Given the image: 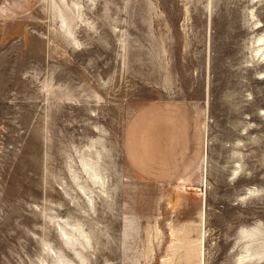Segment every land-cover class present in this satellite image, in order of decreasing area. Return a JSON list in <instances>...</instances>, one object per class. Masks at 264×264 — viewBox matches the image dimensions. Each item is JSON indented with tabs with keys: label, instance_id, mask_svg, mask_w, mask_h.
<instances>
[{
	"label": "rangeland",
	"instance_id": "obj_1",
	"mask_svg": "<svg viewBox=\"0 0 264 264\" xmlns=\"http://www.w3.org/2000/svg\"><path fill=\"white\" fill-rule=\"evenodd\" d=\"M163 101L205 130L172 185L124 152ZM61 260L264 264V0H0V264Z\"/></svg>",
	"mask_w": 264,
	"mask_h": 264
},
{
	"label": "crops",
	"instance_id": "obj_2",
	"mask_svg": "<svg viewBox=\"0 0 264 264\" xmlns=\"http://www.w3.org/2000/svg\"><path fill=\"white\" fill-rule=\"evenodd\" d=\"M124 152L141 179L172 185L188 178L200 165L205 153V130L188 106L172 101L152 103L129 121Z\"/></svg>",
	"mask_w": 264,
	"mask_h": 264
},
{
	"label": "bare ground",
	"instance_id": "obj_3",
	"mask_svg": "<svg viewBox=\"0 0 264 264\" xmlns=\"http://www.w3.org/2000/svg\"><path fill=\"white\" fill-rule=\"evenodd\" d=\"M258 42H261V39H259ZM254 52H255L256 55L260 54V52H261L260 46H257V48L255 49ZM84 166H85L84 172L89 177V179L92 181L93 185H97L96 186L97 188H101V187L104 188L105 187L104 186L105 185V181L101 178L100 173L98 172V169L95 166L93 160L92 159H84ZM72 172L74 174L75 180L78 179V175L75 174V170H72ZM77 186L79 188V191L82 194L87 195L86 191L84 190L83 185L77 184ZM63 195L66 196V197L70 196L69 193L67 192V190H65V189H63ZM69 198L71 199V197H69ZM64 235L66 236V233H64ZM61 264H66V263L61 260Z\"/></svg>",
	"mask_w": 264,
	"mask_h": 264
}]
</instances>
